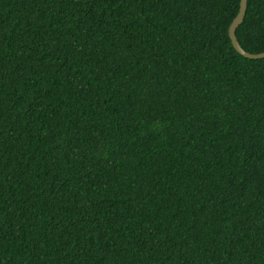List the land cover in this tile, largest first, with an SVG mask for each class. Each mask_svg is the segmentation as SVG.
I'll use <instances>...</instances> for the list:
<instances>
[{
  "label": "trees",
  "instance_id": "obj_1",
  "mask_svg": "<svg viewBox=\"0 0 264 264\" xmlns=\"http://www.w3.org/2000/svg\"><path fill=\"white\" fill-rule=\"evenodd\" d=\"M239 2L0 0V264H264ZM235 36L264 52V0Z\"/></svg>",
  "mask_w": 264,
  "mask_h": 264
},
{
  "label": "water",
  "instance_id": "obj_2",
  "mask_svg": "<svg viewBox=\"0 0 264 264\" xmlns=\"http://www.w3.org/2000/svg\"><path fill=\"white\" fill-rule=\"evenodd\" d=\"M246 7H247V0H240L238 13L228 28V36H229L231 45H232L233 49L236 51V53H238L240 56H242L246 59H250V60L264 59V52L259 53V54H250V53L244 51L240 47V45L236 39L235 31L244 19V16L246 13Z\"/></svg>",
  "mask_w": 264,
  "mask_h": 264
}]
</instances>
